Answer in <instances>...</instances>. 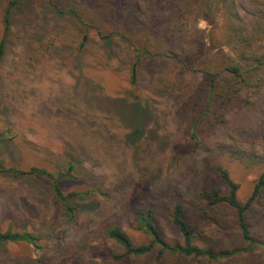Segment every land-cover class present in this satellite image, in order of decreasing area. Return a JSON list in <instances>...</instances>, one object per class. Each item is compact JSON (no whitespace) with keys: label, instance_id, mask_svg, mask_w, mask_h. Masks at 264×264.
<instances>
[{"label":"rangeland","instance_id":"obj_1","mask_svg":"<svg viewBox=\"0 0 264 264\" xmlns=\"http://www.w3.org/2000/svg\"><path fill=\"white\" fill-rule=\"evenodd\" d=\"M243 1L245 10L257 11L251 0ZM71 23L61 22L68 26ZM196 25L200 30L208 28L205 20ZM1 34L0 15V37ZM103 43L95 39L78 55L69 49L52 51L59 44L55 40L40 60L30 56H35L32 51L24 55L16 44L0 61V131L13 127L22 139V144L0 141V164L64 171L70 144L71 153L79 161L81 178L64 180L63 187L78 190L80 183L86 182L95 184L98 191L94 198L96 209L80 213L75 222L64 216L43 186L35 187L39 183L18 182L0 171L1 231L27 230L42 237L36 245L26 241L0 244V264H55L65 247L82 257L84 264H117L110 255L122 250L108 238L106 229L119 223L135 244L148 242V236L134 222L133 212L150 205L160 210L158 224L164 236L181 242L168 214L178 201L187 205L189 216H195L203 239L196 242L200 246H246L239 232L224 223L230 217L227 210L214 212L211 219L195 213L193 207L203 204L199 192L212 187L226 191L214 171L217 164H222L240 185L238 197L242 202L250 197L254 184L264 174V83H251L227 108H220V120L210 115L203 117L197 127L196 143L189 127L205 103L200 92L205 85L202 74L179 73L170 64H148L149 68L143 65L138 87L150 104L140 100L135 105L124 94L130 88L128 53L117 48L112 65L103 66L99 61L105 54ZM170 73H176L179 79L168 81L166 75ZM152 78L167 80L166 84L160 82L169 88L166 95L149 97ZM186 85L192 90L184 114L176 95ZM129 128L136 129L137 136L130 135ZM139 135L143 147L127 143ZM160 169L162 175L158 177ZM153 180L154 186L150 184ZM257 210L263 212L260 207ZM252 232L264 241V222L253 224ZM154 261L131 258L123 264ZM231 264H264V250L255 246L254 251L244 253Z\"/></svg>","mask_w":264,"mask_h":264},{"label":"trees","instance_id":"obj_2","mask_svg":"<svg viewBox=\"0 0 264 264\" xmlns=\"http://www.w3.org/2000/svg\"><path fill=\"white\" fill-rule=\"evenodd\" d=\"M251 2L257 6V11L245 10L243 0L0 1V61L16 44L20 45L24 55L32 51L35 56H30L40 60L55 40H59V44L52 51L69 49L79 55L86 51L90 43L99 39L105 43V54L99 60L103 66L112 65L117 48L128 53L126 65L130 88L124 94L135 105L141 101L148 104L143 97V89L138 87L143 65L149 68L148 64L151 67L157 63L163 66L170 64L169 67L179 73H200L204 77V90L201 88L200 92L205 96V103L202 112L189 127L192 138L198 143L197 127L203 117L210 115L215 121L220 120V108H227L233 98L251 83H264V2ZM200 20H205L208 28L198 29L196 23ZM62 21L73 23L68 26L61 24ZM170 74L166 75L168 81L179 79L176 73ZM161 79L152 78L153 86L148 91L150 98L166 95L169 88L160 82L167 80ZM187 85L176 95L180 111L184 114L189 102L188 94L192 90ZM152 114L151 111L154 119ZM129 129L130 135L137 136L136 129ZM142 139L139 135L132 141L127 140V143H139L143 147ZM0 141L22 144L19 131L13 130V127H4L0 131ZM67 149L70 151L66 154L64 171L52 172L43 166L21 168L14 164H0V171L18 182L39 183L35 187L43 186L64 216L76 222L80 213L96 209L94 198L98 196V191L93 187L95 184L86 182L80 183L78 190L63 187L64 180L81 178L79 161L71 153L70 144H67ZM161 170H158V177L162 175ZM214 171L225 184L226 191L212 187L199 192L203 204L193 207V210L211 219L215 216L214 212L227 210L230 217L224 223L231 224L239 232L246 246H200L196 242L203 239L195 216H189L187 205L178 201L172 204L168 214L182 238L181 242H172L164 236L158 224L160 210L150 205L133 212L134 222L148 236V242L135 244L119 223L106 229L108 238L122 250L120 254L110 255V259L117 264L130 262L131 258H153V264H231L244 253L254 251L255 246L264 250V241L255 238L252 232L253 224L264 222V174L254 184L250 197L242 202L238 197L240 185L231 178L229 171L222 164L215 165ZM150 184L154 186L156 181ZM258 207L263 212L259 213ZM41 238L39 234L27 230L0 229V244L26 241L36 245ZM71 250L65 247L55 258V264H84L83 258L76 257Z\"/></svg>","mask_w":264,"mask_h":264},{"label":"clouds","instance_id":"obj_3","mask_svg":"<svg viewBox=\"0 0 264 264\" xmlns=\"http://www.w3.org/2000/svg\"><path fill=\"white\" fill-rule=\"evenodd\" d=\"M202 26V25H201Z\"/></svg>","mask_w":264,"mask_h":264}]
</instances>
